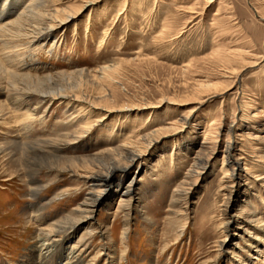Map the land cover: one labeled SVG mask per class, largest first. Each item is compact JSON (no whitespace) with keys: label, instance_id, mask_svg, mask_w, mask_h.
I'll return each mask as SVG.
<instances>
[{"label":"rangeland","instance_id":"obj_1","mask_svg":"<svg viewBox=\"0 0 264 264\" xmlns=\"http://www.w3.org/2000/svg\"><path fill=\"white\" fill-rule=\"evenodd\" d=\"M31 1L0 0V28L48 3ZM51 3L52 9L79 13L41 40L0 30V62L16 73L10 82L20 88L0 78V147L6 150L0 153V264H32L40 229L78 209L89 192L82 166L54 171L48 168L54 158L33 157V177L45 184L33 194L27 169L20 171L14 160L16 142L27 137L26 107L36 113L31 142L73 133L82 124L92 127L61 148L65 157L89 156L127 141L130 149L138 145L144 152L127 173L117 171L106 180L101 188L110 198L69 235L64 253L85 235L82 264H264V0ZM59 74L65 77L50 83L51 90L60 86L86 100L34 93L37 80ZM18 98L23 104L15 106ZM90 102L98 107L86 120L80 108L92 107ZM209 121L222 143L197 182L184 183L187 193L173 203V192L206 144ZM159 128L150 145L140 140ZM239 156L233 169L230 160ZM132 179L128 214L116 190ZM33 207L41 208V222Z\"/></svg>","mask_w":264,"mask_h":264},{"label":"bare ground","instance_id":"obj_2","mask_svg":"<svg viewBox=\"0 0 264 264\" xmlns=\"http://www.w3.org/2000/svg\"><path fill=\"white\" fill-rule=\"evenodd\" d=\"M52 1L53 0H48V3L45 4L42 9H38L37 11H32V12L28 11L29 12L28 13L25 10L27 12L26 15L21 14L22 13L21 12L20 14L23 16L20 15L19 16L20 18H18L17 20L14 18L15 21H13V22L10 20L12 23L9 25L5 24L8 26L0 28V30L1 31L5 30V32L8 31L11 34H14V36L22 37V39L33 38V40H34V39H37L39 37L42 38L46 35L49 36V34L51 35V33H49V32L54 31L55 29L65 28V25L69 22V20L76 18L75 16H77L79 11L78 12H70V11L66 12V10L64 11V9L61 10V9L54 8V7L52 9L51 8V6H52L51 2ZM6 2H7V0H6ZM31 2H30V4H31ZM4 4H5V2H4ZM35 4H37V3H35ZM37 5H39V4H37ZM29 7H31V6H29ZM36 7L38 8L39 6H36ZM5 8H6V6H5ZM3 14H1V15H3ZM1 15H0V17H1L0 21L3 20ZM10 21H9V23H10ZM6 23H8V22H6ZM3 37H5V36H3ZM5 39L8 40L7 37H5ZM10 39H12V38H10ZM2 40H3V38H2ZM7 40H5L4 42L7 43L6 42ZM39 40H41V39L39 38ZM15 41L18 43V41L16 39H15ZM29 41H31V40H29ZM9 45H10V43H9ZM9 47H6V48H9ZM16 49H18V47ZM9 54H11V52ZM106 70H108V68H106V67L102 68L103 72ZM0 71H1L0 72V78H2L4 80H5V78H7V83L10 84L13 88H16L17 91L18 90L20 91V88L18 87L19 85H16L19 82L16 81L17 83L14 82V84H12L13 82H10L12 80L11 78H13V75L16 73L12 72L11 70H8V68L6 69L5 66H3L1 64V62H0ZM17 76H19V75H17ZM57 77H60V78L54 79L51 77H46V78H44L45 80L44 79L41 81L37 80V82H38L37 84L38 85L41 84L37 87V91H39V92H34V91L33 92L41 94L42 96H45V97H55V98L59 97L62 99H73V102H75V103H76V101L86 100L85 98H83L85 96H82L80 99L75 97V96H74V98H72V96L68 95L66 92H64L63 88L60 86L53 87L55 89L51 90L49 87V84L50 83L58 84L59 82H62L65 75L59 74ZM14 79H16V78H14ZM0 82H2V81H0ZM26 85H28V84H26ZM0 87L2 88L1 84H0ZM22 92L23 93H21V94H23V95L27 94L25 91H22ZM18 94H19V92H18ZM45 97L43 98L44 100L47 99V98L45 99ZM18 101H21L20 103L23 104L22 99L18 98V99H16V101H14L15 106H16V104H18ZM89 105L92 107L88 108V107L82 106V108H80L81 111L86 112V113L82 114V115H84V117H87L86 120L89 118V115L91 114V109L93 107H98L97 105L93 104L92 102H90ZM18 107H20V105H18L16 108H18ZM47 108H48V106H47ZM87 108H88V110H87ZM45 110L46 109H44V111ZM26 111L28 112V115H27V117L24 118V120L26 119L29 122H27V123L24 122L23 133L25 134V137L26 136L27 137L25 138L23 136L25 138L24 142H16L17 143V149H18V152H17L18 157L14 160L17 161V164H19V166H21V167H19L20 171L22 168L27 169L26 174L30 178L29 183H31V187L34 188L33 194L35 195L36 192L42 186L41 184L42 183L44 184V182H42L41 180H39V179L36 180L33 177V172H32L33 169L32 168L38 167L37 165H33L30 163V159L33 157H35V158H37V157L54 158V166L48 167L49 169L51 168L54 171H60V170L65 171V170L74 169V172H75L78 167L82 166L84 168L83 171H85V173H82V174L84 175V178L86 179L88 186H89V188H88L89 192L87 193V197H86L85 201H83L84 203L78 207V209H76L74 212L69 213L67 217H64V216L61 217L60 216V218H57L55 221L50 222L49 225L42 227V229H40L42 237H41V235L39 236L41 239V241L39 240L41 242V244L39 243L40 244L39 250H38L39 253L36 256L34 262H32V264H59L61 259H64V261L61 264H82V259L80 258V255H82L83 249L81 247H83V245H85V244H82L81 241H84L86 236L85 235L79 236L78 240L73 244V246L70 247L68 253H64V249L66 246L65 241L67 239H69L68 237L72 232H76L78 230L77 228H80L81 225L83 226L90 221L94 212L96 211V207H98L101 204V202H103L101 200L104 197H105L104 202H106L107 199L110 198L109 194L106 195L107 190H104L101 188L106 183V180L110 176H112L114 173H116L117 171L122 172V173H127V171H129V169L132 167V165L142 157L144 152L142 151L141 146H138V145H137V148L130 149L131 148L130 146L133 145V143L126 140L128 143H125L124 145H121L118 147H113L111 149H109V147H110L109 146L108 149H105L102 151L100 150V152H97V153L89 155V156L65 157V156H63V154H61V148H63V147L68 148L70 146V143H72V141L75 142V141L79 140L84 134L89 133L90 130L92 129V127L88 126V125L83 126V124L81 125L79 123V125H81L82 127L77 129L76 131L72 130L73 133L69 134V131L67 130V131L59 134V136H55L57 138H54V139H51L49 137H48L49 139H46L47 137L44 139L43 137L40 138V136L38 137V138H40L38 140H33L34 138H31L33 141L36 142L35 143V142H31L28 137H29L30 131L32 129V122H31V120L33 119L32 116H34V114H36V113L34 112V109H30L28 107H26ZM91 115H93V114H91ZM77 118H78V116H77ZM212 122L213 121H211V123H210V121H209L210 124H212ZM84 124H86V122ZM214 127H215V122L212 124L211 129L207 130V133L205 134V138H204L206 142H202V143H206V144L205 145L203 144L204 146H202L201 151L198 152L197 156L195 155L196 156L195 163L193 164L191 169L187 172V175L184 179V182H182L178 187H176L175 191L173 192V194H172V197H173L172 202L173 203H177L179 198L181 196H183V193H187L186 191L183 190L184 183L190 186L191 184H194L197 182L195 178L199 177L202 173H204V169L207 166L206 164L209 163L208 156L210 157L214 153V151L216 150L219 143L220 144L222 143V142L217 141L219 133L217 131H214ZM77 128H78V126H77ZM161 129L159 128L157 130H153L152 132L145 134L143 138L141 137V136H143V134L139 135L141 137L140 140H144V142H147V144L150 145L152 141H155L158 138V135H159ZM217 130H218V128H217ZM141 133H143V132H141ZM248 136H250L249 133H248ZM27 138L29 140H27ZM234 144H235L234 147L236 148L237 143L235 142ZM231 145H232L231 142H229V146H227V148L225 149V152L228 153V151H231V148H232ZM1 147H0V153L6 152V150L1 148ZM8 154H14L13 150L10 151ZM204 157H207V158H204ZM230 161L229 162L231 165H233V166L235 165V167H232L234 169L240 164L241 156H239L235 160L233 159ZM32 166H34V167H32ZM199 169H201V170H199ZM228 170L229 169L227 168L226 172H228ZM34 171H35V169H34ZM124 176L125 175H123V177ZM231 176H233V175H231ZM132 182H133V179L131 180V182L129 181L127 183V185L125 184L121 191L119 190L121 183H118L117 184L118 190H116V193H118L119 199H120V202L118 205L121 208L125 209L126 210L125 212L128 214H129L130 208L132 206V204H131V201L133 198L132 193H131L133 191L131 189L132 188ZM33 209H34V213L36 214V216H35L36 220L41 222L43 215L40 213H37L41 208H39V207L34 208L33 207ZM255 214H257V213H255ZM258 219H259V217H258ZM258 219H255V220L258 221ZM126 220H127V218H126ZM127 224L129 225V223H127ZM127 224H126V226H127ZM89 229H92V226H90ZM127 229L128 228H126V230ZM60 233L66 234L63 239H60V237H59ZM123 233H124V231H123ZM37 235H39V234H37ZM100 252H102V250ZM111 264H114V263H111Z\"/></svg>","mask_w":264,"mask_h":264}]
</instances>
